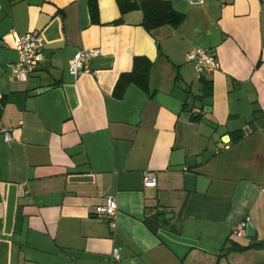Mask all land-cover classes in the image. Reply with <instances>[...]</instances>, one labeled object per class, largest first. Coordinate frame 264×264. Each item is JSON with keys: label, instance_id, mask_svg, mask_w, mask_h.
Segmentation results:
<instances>
[{"label": "crops", "instance_id": "1", "mask_svg": "<svg viewBox=\"0 0 264 264\" xmlns=\"http://www.w3.org/2000/svg\"><path fill=\"white\" fill-rule=\"evenodd\" d=\"M166 1L183 21L147 30L117 0H98V23L87 0H1L0 264L264 263V0ZM28 31L42 62L20 82L15 34ZM81 48L99 53L75 80ZM192 48L218 69L197 78ZM135 57L148 88L118 97ZM108 196L114 229L93 215ZM246 217L259 243L241 250Z\"/></svg>", "mask_w": 264, "mask_h": 264}, {"label": "built area", "instance_id": "2", "mask_svg": "<svg viewBox=\"0 0 264 264\" xmlns=\"http://www.w3.org/2000/svg\"><path fill=\"white\" fill-rule=\"evenodd\" d=\"M190 5L202 4L203 0H187ZM0 0V11H1ZM15 50L17 61L12 64L11 69L15 80L24 82L37 70L42 62V50L44 38L38 31H28L25 34H15ZM99 51L94 48H81L76 51L69 60L68 71L76 80L83 73H90L92 70L91 61L98 55ZM187 60L193 63L197 78L211 74L219 67L217 58L213 52L204 48H192L187 53ZM5 140L10 139V130H3ZM222 146V145H221ZM225 148V146H222ZM145 184H154L155 178L150 173H145ZM118 212V205L115 198L108 196L102 204L94 207L93 215L97 219H108L111 228L115 227V218ZM250 219L246 217L233 230L237 237L246 236V227ZM120 259L118 249L114 248L111 253V262Z\"/></svg>", "mask_w": 264, "mask_h": 264}, {"label": "trees", "instance_id": "3", "mask_svg": "<svg viewBox=\"0 0 264 264\" xmlns=\"http://www.w3.org/2000/svg\"><path fill=\"white\" fill-rule=\"evenodd\" d=\"M122 13L133 8H138L143 12V25L147 30L155 27L169 24L178 26L184 19V15L175 11L170 2L166 0H142L140 4H134L131 0H117ZM91 21L98 23V0H87ZM142 64V65H140ZM150 63L142 57L134 58V68L130 73L122 74L115 86L114 92L121 97L126 86L132 82L139 84L143 89L148 88V71ZM203 91L205 94L210 93L211 84L203 79ZM251 246L239 247L246 250ZM264 264V263H262Z\"/></svg>", "mask_w": 264, "mask_h": 264}, {"label": "water", "instance_id": "4", "mask_svg": "<svg viewBox=\"0 0 264 264\" xmlns=\"http://www.w3.org/2000/svg\"><path fill=\"white\" fill-rule=\"evenodd\" d=\"M44 89L46 90V89H49V88H44ZM40 91H42V90H40ZM255 235H256V233H255V229H254V227L252 226V224L249 222V223L247 224V227H246V237L249 238V239H253V240L249 243V246H255V245H257V244L259 243L257 240H254ZM238 249H240V248H238Z\"/></svg>", "mask_w": 264, "mask_h": 264}]
</instances>
